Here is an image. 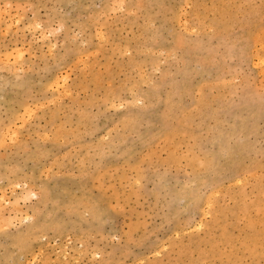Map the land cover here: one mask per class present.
<instances>
[{
  "label": "rangeland",
  "instance_id": "374dc122",
  "mask_svg": "<svg viewBox=\"0 0 264 264\" xmlns=\"http://www.w3.org/2000/svg\"><path fill=\"white\" fill-rule=\"evenodd\" d=\"M0 264H264V0H0Z\"/></svg>",
  "mask_w": 264,
  "mask_h": 264
},
{
  "label": "bare ground",
  "instance_id": "6f19581e",
  "mask_svg": "<svg viewBox=\"0 0 264 264\" xmlns=\"http://www.w3.org/2000/svg\"><path fill=\"white\" fill-rule=\"evenodd\" d=\"M198 224V223H197Z\"/></svg>",
  "mask_w": 264,
  "mask_h": 264
}]
</instances>
